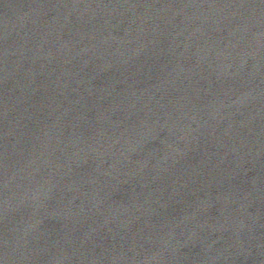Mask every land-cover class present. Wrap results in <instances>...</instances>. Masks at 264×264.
<instances>
[{
	"label": "water",
	"instance_id": "water-1",
	"mask_svg": "<svg viewBox=\"0 0 264 264\" xmlns=\"http://www.w3.org/2000/svg\"><path fill=\"white\" fill-rule=\"evenodd\" d=\"M0 264H264V0H0Z\"/></svg>",
	"mask_w": 264,
	"mask_h": 264
}]
</instances>
